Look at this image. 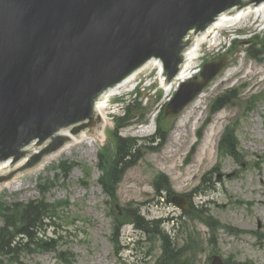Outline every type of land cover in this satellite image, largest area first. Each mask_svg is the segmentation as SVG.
<instances>
[{
	"label": "rangeland",
	"instance_id": "374dc122",
	"mask_svg": "<svg viewBox=\"0 0 264 264\" xmlns=\"http://www.w3.org/2000/svg\"><path fill=\"white\" fill-rule=\"evenodd\" d=\"M254 32L264 34L262 17L253 16L247 23L223 29L219 44L203 46L205 55L197 68L202 67L204 59H212L219 52L231 49L233 39L242 41L232 48L234 56L229 66L194 102L175 118L161 117L155 145L150 149L145 145L139 147L143 157L126 171L112 198L105 194L98 181L102 175L98 161L102 147L107 148L105 157L112 156V133L114 127L117 128L114 116L131 103L134 111L148 119L144 124H149L154 112H158L157 106L165 104L174 93V89L168 93L161 85L158 69L154 67L141 72L135 90L112 97L105 141L97 142L95 148L90 143L73 146L38 177L28 172L19 177L21 187L15 190L4 187L0 191V202L11 204L38 199L41 196L38 183L42 179L43 187L52 185L45 196L50 202L64 200L69 203L58 208L57 217L52 221L55 225L48 230L49 235L58 239L57 249L25 253L21 257L23 264H155L162 258L164 240L157 232L137 229L133 224L136 220L126 213L128 209H140L150 218H178L174 226L168 224L164 229L179 248L188 244L192 234L203 242V251L190 257L192 264H209L210 257L216 253L223 257L225 264H264V72H261L264 54L253 59L243 51ZM258 47L255 49L259 50ZM251 67L256 68L255 75L247 74ZM222 95L230 98L231 103L213 114L215 100ZM198 103V109L187 121L186 137L176 144L170 156H166L178 122ZM222 114L225 115L222 127L216 121L212 130L213 133L221 128L217 143L210 152L200 153L199 158H195L207 128ZM208 120L211 123L206 126ZM229 125L237 128L234 130L240 148L234 156L227 152L221 158L219 141ZM153 126L145 130L131 125L121 133L123 137H150L155 132ZM199 135L202 136L200 140ZM72 162L75 163L73 169L62 166L64 163L72 165ZM159 172L169 176L172 191L192 195V204L187 197L186 210L170 200L171 196L163 199L158 196L153 180ZM199 208L209 210L220 221L216 225L219 223L222 227L210 225L213 230L208 227L205 223L212 218L208 214L202 216ZM128 242L130 249H127ZM61 252L65 255L60 256Z\"/></svg>",
	"mask_w": 264,
	"mask_h": 264
},
{
	"label": "water",
	"instance_id": "95a60500",
	"mask_svg": "<svg viewBox=\"0 0 264 264\" xmlns=\"http://www.w3.org/2000/svg\"><path fill=\"white\" fill-rule=\"evenodd\" d=\"M261 2L0 0V162L26 156L0 163V183L6 180L0 187L46 165L50 156L65 153L75 136L83 139L91 131V137L105 141L101 100L110 90L130 82L129 75L138 77V71L133 72L152 57L164 61L171 82L167 87L174 85L191 63L198 39L215 24L203 30L222 11ZM251 11L241 8L220 14L218 20ZM228 58L208 62L202 78L182 83L166 107L167 114H178ZM180 67L178 76L171 78ZM33 140L35 145L28 149ZM180 199L175 201L182 205ZM212 262L223 264L218 255Z\"/></svg>",
	"mask_w": 264,
	"mask_h": 264
},
{
	"label": "trees",
	"instance_id": "16d2710c",
	"mask_svg": "<svg viewBox=\"0 0 264 264\" xmlns=\"http://www.w3.org/2000/svg\"><path fill=\"white\" fill-rule=\"evenodd\" d=\"M229 103V99L222 100L218 106ZM128 112V110H127ZM120 125L126 124L125 118ZM118 142L116 145L117 151L108 159L107 163L102 165L104 176L101 178V183L105 190L112 196L115 195L120 181L126 173V170L134 165L141 157V149L138 148L139 142L130 137L124 138L116 135ZM222 145L229 153H234L238 147V141L235 134L231 131H226L223 137ZM162 183V185H161ZM161 183L157 184L160 188L163 186L164 192L171 193V185L167 179H161ZM50 188H41L42 198L38 200H30L27 202L16 201L11 204L0 203V215L3 218V226L0 227V264H23L22 255L27 253L47 252L57 249L58 240L47 234L49 228L54 224L53 219L57 217L55 214L58 208L67 202H49L46 199ZM130 219L136 220V225L148 233L157 232L164 240L162 258L156 261L155 264H192L191 256L196 255L201 248V243L189 235L188 244L179 248L177 242L172 240L170 235L166 233L161 226V220H148L144 218L137 209H130ZM207 215V213H201ZM173 244H176L173 247ZM65 255L61 253V256Z\"/></svg>",
	"mask_w": 264,
	"mask_h": 264
},
{
	"label": "bare ground",
	"instance_id": "6f19581e",
	"mask_svg": "<svg viewBox=\"0 0 264 264\" xmlns=\"http://www.w3.org/2000/svg\"><path fill=\"white\" fill-rule=\"evenodd\" d=\"M253 16L255 18L262 16L264 19V6L252 7L251 12H241L239 14H229V15L224 16L220 20H218V22H216L214 27H213V31L207 33L204 36H201L198 39V42L195 44L194 48L191 50V53H192L191 54V63L189 64L188 68L185 70V73L182 75V79L184 80L186 77H189V75H191L194 72V70L196 69V67L198 66L199 59H201L202 56L204 55V52H202V51H203V46H205V44L210 43L211 46H215V45L219 44L220 43L219 35L221 34L223 29H228L230 27H235L237 25H241L242 23H246ZM154 62L155 61H152V63H153L152 65H154ZM146 66H148V65H146ZM150 69H152L151 66H150ZM255 70H256V68L251 67L250 71H248L247 74H249V75L254 74L255 75L256 74ZM141 72H142V70H138V76L141 74ZM261 72H264V70H262ZM161 77H162L163 85H164L165 89H167V92H170L172 90L171 88L175 84L172 85L171 87H167V83H166L167 77H165V76H161ZM129 79H130V82H128L125 85L116 87V89L110 90V93H109L107 99L101 100V102L103 103L104 112L106 115L105 132H106L107 124L109 121L108 120V117H109L108 107L111 105L110 102H111L112 97H114L116 95H123L124 93H127L128 91L132 90V88H134L138 84V81H137L138 77L130 76ZM198 107H199V103L184 118H182L178 122L177 132H176V134H174L170 138L171 143L167 147L166 156H170L171 153L174 152V149L176 148L175 147L176 144H180L182 142V139L186 137L185 127L187 126V121L194 114V112H195L194 110L198 109ZM155 118H156V113H154L152 115L150 123L147 126H143L142 129L151 128L153 123H154ZM224 118H225L224 114L217 115L215 117L213 123L211 124V127H209L207 129V131L205 132L204 139L200 143V147L198 149V153L195 156V158H199L198 156L200 155V153L205 154V153H208L212 150L213 145L217 143V139H218V136L220 135V131H221L220 127H222V123H223ZM216 121L219 122L220 127H218V129L212 133L213 126L216 123ZM104 138H105V134H104ZM75 139H76V142H73V141L70 142V144L68 145V147L65 150L66 151L65 153H69L70 150H72L73 146L80 145L83 143H90V144H92L93 148H95L97 142L102 141L98 138L91 137V131L84 133L83 139L79 138L77 136H75ZM65 153H62L60 155L50 156V162L49 163H47L46 165H43L41 167H38V169L31 171V173H33L34 176L38 177V174H40L42 171L46 170V168L50 165L51 162L60 159L61 156H63ZM200 159H201V156H200ZM178 165L179 164L177 163L175 165V168H177ZM182 181L187 182L186 179H182ZM22 185L23 184H22L21 179L17 178L14 181H11V182L6 183L3 186H1L0 191H2L4 189V187L15 190V188H19Z\"/></svg>",
	"mask_w": 264,
	"mask_h": 264
}]
</instances>
